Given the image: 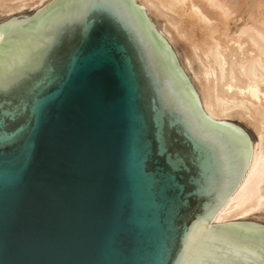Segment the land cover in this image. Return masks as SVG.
Instances as JSON below:
<instances>
[{
  "label": "water",
  "instance_id": "water-1",
  "mask_svg": "<svg viewBox=\"0 0 264 264\" xmlns=\"http://www.w3.org/2000/svg\"><path fill=\"white\" fill-rule=\"evenodd\" d=\"M0 35V264H264V226H208L248 137L133 0H53Z\"/></svg>",
  "mask_w": 264,
  "mask_h": 264
},
{
  "label": "bare ground",
  "instance_id": "bare-ground-1",
  "mask_svg": "<svg viewBox=\"0 0 264 264\" xmlns=\"http://www.w3.org/2000/svg\"><path fill=\"white\" fill-rule=\"evenodd\" d=\"M52 1L0 0V15L5 16L0 25L29 19ZM133 2L170 47L202 113L212 122L232 124L248 137V165L208 226H264L246 219L254 214L264 217V0ZM24 8L37 10L31 16L11 14ZM245 128L254 133L255 141Z\"/></svg>",
  "mask_w": 264,
  "mask_h": 264
},
{
  "label": "rangeland",
  "instance_id": "rangeland-1",
  "mask_svg": "<svg viewBox=\"0 0 264 264\" xmlns=\"http://www.w3.org/2000/svg\"><path fill=\"white\" fill-rule=\"evenodd\" d=\"M35 10H37V8H24L21 12H14V13H11L13 16H31L33 13H35ZM5 16H1L0 15V22L2 21V19L4 18ZM230 25V27H231V29H233L234 28V25H233V22H230L229 23ZM237 25H239L238 23H236ZM179 51H180V48L178 49ZM234 123H237V122H235V121H233ZM241 125V124H240ZM242 127H243V125H241ZM245 127V126H244ZM245 130L248 132V134L250 135V137H251V139H252V141H255V135H254V133H252L251 131H250V129H246L245 128ZM258 214H254V215H249V216H247L246 217V219L247 220H249V221H252V222H255V223H257V224H260V225H264V217H258V218H256V216H257Z\"/></svg>",
  "mask_w": 264,
  "mask_h": 264
},
{
  "label": "snow or ice",
  "instance_id": "snow-or-ice-1",
  "mask_svg": "<svg viewBox=\"0 0 264 264\" xmlns=\"http://www.w3.org/2000/svg\"><path fill=\"white\" fill-rule=\"evenodd\" d=\"M53 82V80L52 79H48L46 82H45V84H48V83H52ZM35 96H39V92H36L35 93ZM33 103H34V105L36 106V107H38L39 106V100H33ZM22 114V107L20 106V105H18L17 106V109L15 110V111H13V112H10V113H5V116H7V117H11L12 119H16L19 115H21ZM3 125V122L2 121H0V126H2ZM24 130V126H22V127H20V128H18L17 129V131L18 132H22Z\"/></svg>",
  "mask_w": 264,
  "mask_h": 264
}]
</instances>
